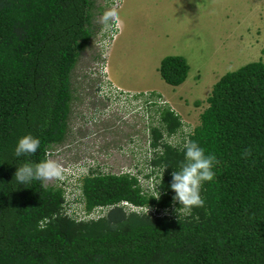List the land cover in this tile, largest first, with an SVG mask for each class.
<instances>
[{"label": "trees", "instance_id": "trees-1", "mask_svg": "<svg viewBox=\"0 0 264 264\" xmlns=\"http://www.w3.org/2000/svg\"><path fill=\"white\" fill-rule=\"evenodd\" d=\"M94 8L95 0H0V264H264L262 60L225 74L199 125L183 134L218 160L213 180L201 186L204 207L189 216L178 217L171 203L170 173L183 154L168 141L184 123L168 106L158 110L160 125L150 126L146 178H162L155 191L130 173L89 174L77 200L83 217H76L64 188L13 178L18 164L49 160L71 132L73 74L96 36ZM159 71L179 87L190 65L169 56ZM27 133L40 147L16 157L17 139Z\"/></svg>", "mask_w": 264, "mask_h": 264}, {"label": "rangeland", "instance_id": "rangeland-1", "mask_svg": "<svg viewBox=\"0 0 264 264\" xmlns=\"http://www.w3.org/2000/svg\"><path fill=\"white\" fill-rule=\"evenodd\" d=\"M105 12L115 14L106 23ZM93 23L96 36L73 74L71 132L49 155L61 175L46 181L67 191L76 217L89 174L130 173L145 191L155 190L158 180L146 176L154 156L150 126L160 125V108L180 115L184 131L169 141H182L225 74L264 61V0H95ZM169 56L190 65L179 87L159 71Z\"/></svg>", "mask_w": 264, "mask_h": 264}, {"label": "clouds", "instance_id": "clouds-1", "mask_svg": "<svg viewBox=\"0 0 264 264\" xmlns=\"http://www.w3.org/2000/svg\"><path fill=\"white\" fill-rule=\"evenodd\" d=\"M114 15V13L105 12L102 19L106 23ZM185 132L187 135L191 134L188 129H185ZM168 143L170 147L183 154V159L170 173L171 179L168 187L173 192L171 203L174 206L178 205V207L173 208V211L178 214V217L180 215L189 216L194 207L203 208L205 205V200L201 195V186L204 182L213 180L215 176L213 168L218 163L217 156L215 153H206L205 149L194 139L185 138L183 141H168ZM39 147V138L27 133L17 139L14 155L16 157H26L29 154L36 153ZM160 155H164L163 151L160 152ZM249 155H251L249 149H245L241 153L244 158ZM18 165L13 178L20 185H26L34 180L41 181L43 185L49 179H59L61 175L59 166L47 159L35 163L25 161ZM161 182L162 178L157 182V187ZM151 197L159 199L160 191L158 195L153 193ZM124 205L135 208L127 203ZM193 219H198V217H193ZM45 226L44 223H38L37 225L39 229H43Z\"/></svg>", "mask_w": 264, "mask_h": 264}]
</instances>
